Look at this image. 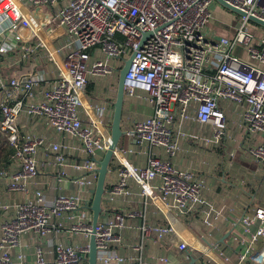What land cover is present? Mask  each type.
Returning a JSON list of instances; mask_svg holds the SVG:
<instances>
[{
  "label": "built area",
  "instance_id": "obj_1",
  "mask_svg": "<svg viewBox=\"0 0 264 264\" xmlns=\"http://www.w3.org/2000/svg\"><path fill=\"white\" fill-rule=\"evenodd\" d=\"M24 1L52 10V14H47L51 23L65 30L68 40L57 47V52L64 55V68L53 82L35 71L37 62L33 60L45 45L41 40L32 41L34 33L31 38L25 34L31 21L20 5ZM225 1L245 15H239L241 24L234 37L221 35L212 39L205 28L211 22L216 0H0V60L12 54L13 64H30L25 73L9 76L0 73V136L3 138L0 146L9 147L11 157L19 165L15 172H0V178L7 181L9 191L31 193L40 175L36 155L43 147L54 153L52 163L63 168L58 181L70 177L65 155L76 148L69 144H46L42 136L24 134L23 117L42 119L56 132L78 140L83 162L71 166L85 171L72 180L78 186L77 194L68 193L60 186L61 192L50 199L43 191L35 190L34 197L15 204L14 216L0 228V264H22L24 256L11 253L19 246L20 238L29 232L47 236L64 225L54 223L56 218H70L73 221L70 232L75 235H92L93 227L87 221L91 214L80 210L83 202L87 208L89 202L80 193L81 189H92L93 193L104 158L100 159L99 153H106L112 141L110 134L100 130V121L83 122L82 94L92 80L118 77L131 57L125 96L133 97L137 91L146 93L150 112L123 133L141 148H150L148 164L135 167L122 161L119 181L109 195L112 200L132 196L129 181L134 180L140 187L139 194L145 197V208L114 212L107 222L98 221L94 232L97 264L125 261L118 248L126 242L122 230L127 227L128 219L143 220L140 240L131 245L138 252L136 264H142L148 240L161 241L173 233L171 226L154 225L146 220L147 207L158 202L181 215L201 212L202 225L209 229L217 226L221 212L202 198L204 182L195 179L192 172L178 170L161 160L153 149L164 148L175 156L181 148V138H189L200 146L219 144L227 135L222 102L231 101L244 110L247 135H263L251 152L264 164V70L261 68L264 34L259 44L253 46L255 35L249 27L250 16L264 21V0ZM234 49L248 54L252 63L234 56ZM97 112L101 116L104 109ZM177 118L179 122L193 120L210 125L213 136L183 132ZM119 151L127 153L118 144L113 158ZM236 223L244 225L245 234L252 242L264 239V207L257 208L253 218L246 217ZM200 238L205 243L200 249L203 259L199 264H220L212 255L223 257L220 244L210 239V232L200 233ZM51 246L52 260H47L38 248L37 264H89L88 244L64 245L56 241ZM188 247L185 242L179 243L182 251ZM238 259L240 264L247 261L264 264V248L260 251L245 248ZM158 261L171 264L168 258Z\"/></svg>",
  "mask_w": 264,
  "mask_h": 264
},
{
  "label": "crops",
  "instance_id": "obj_2",
  "mask_svg": "<svg viewBox=\"0 0 264 264\" xmlns=\"http://www.w3.org/2000/svg\"><path fill=\"white\" fill-rule=\"evenodd\" d=\"M20 5L22 9L32 12L41 10L44 14L53 13L52 10H47V8L34 7L25 2H20ZM230 11L216 2L212 9L211 20L219 25L216 33H220L222 36L234 37L237 30V15ZM30 15L32 18L26 14L31 21V27L25 31V34L31 38L34 33L35 37L32 38V41L41 40L45 45L33 60L37 62L35 71L40 76L44 75L50 82H53L64 68V55L57 52V47L60 43L68 40L65 30L55 24V32L49 34L40 26L41 24L36 21L33 15ZM252 23L262 28V31H258L256 27L254 28L256 32H253L255 39L252 41V45L257 46L259 38L264 34V27L255 22ZM13 56L11 54L0 60V73L9 76L25 73L29 70L30 64L28 63L13 64ZM241 58L252 63L246 53ZM261 68L264 70V66H261ZM118 83L119 76L106 81L95 79L91 81L82 94L81 117L83 122L91 124L100 121V130L110 135ZM100 108L104 109L101 116L97 112ZM222 108L227 119V135L219 144L200 146L189 138H181V148L175 156L170 155L164 148L153 149L161 160L171 163L178 170L192 172L195 179L204 182L205 186L201 191L202 198L221 212V218L217 226L209 229L202 225L200 222L203 219L201 212L181 215L176 211L168 210L162 202L148 206L147 222L154 225L171 226L174 231L164 240H148L145 243L142 264H163L158 261L159 258H168L171 264H199L203 259L200 249L205 243L200 238V233L210 232V239L220 244V250L224 254L223 257L219 258L216 254H212L220 264H240L238 254L245 248L250 247L252 251H260L264 248V239L261 238L256 242H252L249 236L245 234L244 225L236 223L246 217L253 218L257 208L264 207V164L251 152L252 148L262 141L263 135H247L244 110L240 106L231 101H224L222 102ZM148 112H150V104L146 93L137 91L133 97L125 96L121 121L123 132L130 128L134 122L144 118ZM176 120V123H178L179 119ZM21 123L24 134L42 136L46 139V144H69L76 149L65 155V161L68 164L66 170L70 177L63 182L58 181L59 173L63 168L52 163L54 153L45 147L41 148L36 155L40 175L36 180L38 183L31 193L24 194L9 191L7 181L0 178V228L3 222L14 216L15 204L34 197L35 190L43 191L50 199L61 192L60 186H63L68 193L77 194L78 186L72 180L85 174L83 169L71 166V164H81L83 162L84 154L78 140L56 132L42 119L23 117ZM178 127L188 134L208 138L213 136L212 126L200 124L193 120L179 122ZM119 147L120 150H125L127 153L123 154L119 151L110 163L105 182L106 193L102 200L103 211L99 216L100 223L107 222L114 212L127 213L145 208V197L139 194V185L131 179L129 183L133 191L132 196L116 198L115 200L110 198L111 188L119 181L118 169L122 167V161L125 160L135 167H144L148 164L150 148H141L125 134L120 139ZM104 155V152H100L99 158L102 159ZM10 159V166L7 170L5 169L8 173L15 172L19 167L11 154ZM80 194L89 202L88 208L83 202L80 210L90 212L91 215L88 216L87 221L92 225L93 212L91 205L94 194L92 189H81ZM3 205L9 206L8 210L4 209ZM79 214L80 212H78ZM59 222L64 225L60 228L56 227L47 236L42 237L35 232L24 234L20 238L19 246L11 251L12 255L22 254L24 256L22 264H37L38 248L43 251L47 260H52L54 254L52 253L53 247L51 244L53 242H61L64 245H90L91 236L85 237L70 232L73 225L70 218L54 219V223L58 224ZM142 222V218L128 219L127 227L122 230L126 241L124 245L118 248L119 254L125 258L122 264H136L138 252L134 251L131 245L140 240V225ZM180 242L187 243L189 245L188 249L180 250ZM243 264L253 263L247 261Z\"/></svg>",
  "mask_w": 264,
  "mask_h": 264
},
{
  "label": "water",
  "instance_id": "obj_3",
  "mask_svg": "<svg viewBox=\"0 0 264 264\" xmlns=\"http://www.w3.org/2000/svg\"><path fill=\"white\" fill-rule=\"evenodd\" d=\"M216 2H218L225 8L235 12L238 15H245L242 11L229 5L225 0H216ZM249 18L250 21L255 22L264 27V21L252 16H250ZM131 61H132V57L125 62L124 67L121 69L119 73V83L117 89V96L114 103L113 121L111 125L112 144L109 146V148L107 149L104 155L103 160L100 162L96 186L93 189L94 197L91 205V209L93 212V221H92L93 232L91 235V240L89 245V258H88L89 264H97L98 249L95 242V233H94L95 227L98 224L99 216L102 213V199L105 193V182H106L107 174L109 172V166L114 155V150L118 146L120 139L124 134L121 127V121H122L123 107L125 102V78L129 71Z\"/></svg>",
  "mask_w": 264,
  "mask_h": 264
},
{
  "label": "rangeland",
  "instance_id": "obj_4",
  "mask_svg": "<svg viewBox=\"0 0 264 264\" xmlns=\"http://www.w3.org/2000/svg\"><path fill=\"white\" fill-rule=\"evenodd\" d=\"M25 2V1H24ZM26 4H29L27 1L25 2ZM216 4V3H215ZM29 5H31V4H29ZM32 6V5H31ZM214 7V6H213ZM230 12H232V11H230ZM233 14H236V13H234V12H232ZM237 16V18H236V26H237V28H239L240 27V24H241V22H240V18H239V15L238 14H236ZM219 27V25H218V23H216L214 20H211V22L206 26V30L210 33V36L211 37H209V38H212V39H217V38H219L220 36H221V34L220 33H216V29ZM249 27L252 29V31L253 32H256V29H254L255 27L257 28V30L258 31H262L261 29V27H259V26H257V25H255V24H253L252 22H250L249 23ZM230 37V36H229ZM233 53V55L234 56H237V57H243L244 56V51H242V50H240V49H234V51L232 52ZM3 140V138L0 136V142H3L2 141Z\"/></svg>",
  "mask_w": 264,
  "mask_h": 264
},
{
  "label": "bare ground",
  "instance_id": "obj_5",
  "mask_svg": "<svg viewBox=\"0 0 264 264\" xmlns=\"http://www.w3.org/2000/svg\"><path fill=\"white\" fill-rule=\"evenodd\" d=\"M23 10L31 18L32 16L30 14H32L33 17L36 19V21H38L39 24H42V26L40 25L41 27H43V24H44L45 26L44 29L47 33L52 34L53 32H55V25H53L54 23H51V19L47 14H44L41 10L34 11L35 13L30 10H26V9H23Z\"/></svg>",
  "mask_w": 264,
  "mask_h": 264
},
{
  "label": "trees",
  "instance_id": "obj_6",
  "mask_svg": "<svg viewBox=\"0 0 264 264\" xmlns=\"http://www.w3.org/2000/svg\"><path fill=\"white\" fill-rule=\"evenodd\" d=\"M0 120H1V113H0ZM10 154H12V150L9 147L4 145L0 146V172L6 171L7 168L10 166L11 163Z\"/></svg>",
  "mask_w": 264,
  "mask_h": 264
}]
</instances>
